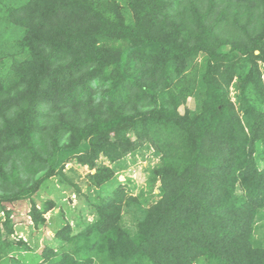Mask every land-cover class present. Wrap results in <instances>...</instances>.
<instances>
[{"label": "trees", "instance_id": "1", "mask_svg": "<svg viewBox=\"0 0 264 264\" xmlns=\"http://www.w3.org/2000/svg\"><path fill=\"white\" fill-rule=\"evenodd\" d=\"M0 213V264H264V0H0Z\"/></svg>", "mask_w": 264, "mask_h": 264}, {"label": "rangeland", "instance_id": "2", "mask_svg": "<svg viewBox=\"0 0 264 264\" xmlns=\"http://www.w3.org/2000/svg\"><path fill=\"white\" fill-rule=\"evenodd\" d=\"M232 95L233 93H231V96ZM233 99L234 98H232V100ZM186 105L189 106L190 108L194 107V101L192 97L188 98ZM182 110L183 107H180V111ZM143 153H144L143 155L139 153V155L138 156L136 155L135 157L128 156L126 168L123 171H121L118 175L120 181L125 182L124 181L125 179L127 180L130 179V184L136 185L135 192H137L139 189H143L145 191L147 190L145 183H146L147 175L149 174L148 168H150V166H152L155 162H157V158L152 156L150 150H145ZM73 166L76 168L81 179L85 181L88 168L85 166H77L75 164H73ZM67 167H71V163H68ZM58 189H60V187L58 186V182L56 181V178L55 179L51 178L47 182L46 186L42 189V191H40L38 198L41 201L50 198L55 200L58 199V202H60L61 198L58 197L59 196ZM82 189H84L83 185H82ZM61 201L62 203L65 202V204L63 205L62 203H60V207L63 206L67 210L65 218H71L73 214L84 205V201L82 198L78 199L77 196L75 197L74 192L68 190L64 191V197L62 198ZM56 211H58V209L57 210L55 209L54 211L51 210L44 215L45 218L48 220L50 226L48 225V227L46 228L45 226L41 225L39 229H34L31 225V222L28 223L22 220V219L26 220L28 218L26 215V210L24 208L20 209V212L18 213V217L16 216L15 224H14V226L17 228L18 234L14 233L12 238L18 239V237H21L25 240H28L30 242V245L34 247L36 251H41V248L44 244L48 242L52 243L51 241L53 239L52 236L54 231L56 230L57 226L61 222H63V220H65L63 217L62 218L59 217L60 220L59 218H56L54 214V212ZM131 216L132 215H126L125 221L127 224L133 226V223H131L133 221ZM87 217L89 219L92 218L90 214H87ZM1 221L2 220H0V222ZM260 228L261 226L257 230H259ZM263 228H264V220H263ZM131 229L133 230L131 231V233L133 234L135 232L134 226L131 227ZM255 239L259 245L264 246V231L261 232V236L259 238L255 237Z\"/></svg>", "mask_w": 264, "mask_h": 264}, {"label": "clouds", "instance_id": "3", "mask_svg": "<svg viewBox=\"0 0 264 264\" xmlns=\"http://www.w3.org/2000/svg\"><path fill=\"white\" fill-rule=\"evenodd\" d=\"M16 233V232H15ZM18 234V233H17ZM12 237H13V235H12ZM18 238H21V237H18ZM23 239V238H22ZM25 240V239H24Z\"/></svg>", "mask_w": 264, "mask_h": 264}, {"label": "crops", "instance_id": "4", "mask_svg": "<svg viewBox=\"0 0 264 264\" xmlns=\"http://www.w3.org/2000/svg\"><path fill=\"white\" fill-rule=\"evenodd\" d=\"M57 210V209H56ZM57 212V211H56ZM35 251H36V249H35Z\"/></svg>", "mask_w": 264, "mask_h": 264}]
</instances>
